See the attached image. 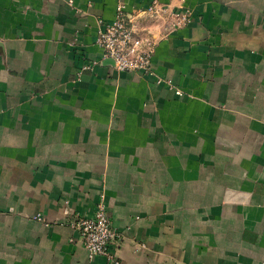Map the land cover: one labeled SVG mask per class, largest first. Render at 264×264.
<instances>
[{"label":"crops","instance_id":"crops-1","mask_svg":"<svg viewBox=\"0 0 264 264\" xmlns=\"http://www.w3.org/2000/svg\"><path fill=\"white\" fill-rule=\"evenodd\" d=\"M160 1L192 19L143 75L97 19L150 0H0V264H107L69 226L99 204L122 264H264V0Z\"/></svg>","mask_w":264,"mask_h":264},{"label":"built area","instance_id":"built-area-1","mask_svg":"<svg viewBox=\"0 0 264 264\" xmlns=\"http://www.w3.org/2000/svg\"><path fill=\"white\" fill-rule=\"evenodd\" d=\"M192 19V11L188 8H172L170 4L160 0H150L144 8L127 11L126 4L118 2L115 15L105 23L98 18L96 44L101 50L99 63L106 62L119 72L154 75L153 56L157 45L169 38L176 30L187 26ZM143 20L160 22L156 36L149 30L138 28ZM98 62L83 64L82 70L92 69ZM164 80L156 78L158 84ZM171 85V81L165 82ZM179 94V91H176ZM37 219H41L38 215ZM69 226L77 231L90 259L100 256L107 264H122L118 256L111 250L114 242L120 240V233L108 218L104 205L99 204L95 215L91 218L77 217L69 222Z\"/></svg>","mask_w":264,"mask_h":264}]
</instances>
